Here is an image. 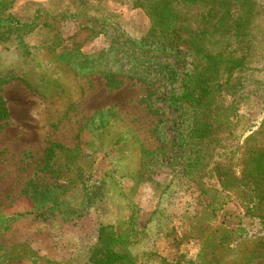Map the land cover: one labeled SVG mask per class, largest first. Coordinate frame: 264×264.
<instances>
[{
    "label": "rangeland",
    "instance_id": "obj_1",
    "mask_svg": "<svg viewBox=\"0 0 264 264\" xmlns=\"http://www.w3.org/2000/svg\"><path fill=\"white\" fill-rule=\"evenodd\" d=\"M9 1L4 15L32 27L0 31V79L11 77L0 83L9 112L0 122V216L11 222L0 234L1 252L26 264H33L30 252L53 264H90L99 227L110 225L128 238L134 264H234L250 255L264 240V220H253L247 233L241 230L246 220L237 225L214 217V210L200 213L206 202L184 173L185 156L172 147L180 120L159 101L153 104L164 116L148 107L170 88H157L153 78L119 75L109 58L111 43L120 37L110 26L100 32L96 18L114 14L117 27L139 39L150 26L144 12L132 8L131 0ZM180 48L148 54L182 77L192 65ZM86 56L94 62L91 72L80 69ZM246 62L263 71L242 73L241 80L264 88V40L250 45ZM102 70H111L118 88L108 87ZM99 111L108 119L103 128ZM260 111L252 101L237 108L226 130L209 143L211 165L241 176L244 141L252 134L264 138ZM158 148L156 160L142 159V149ZM37 185L58 188L54 213L34 211L30 192ZM223 198L229 211L245 210L238 192ZM256 214L264 216V209ZM207 236L215 248L205 244L202 255Z\"/></svg>",
    "mask_w": 264,
    "mask_h": 264
},
{
    "label": "trees",
    "instance_id": "obj_2",
    "mask_svg": "<svg viewBox=\"0 0 264 264\" xmlns=\"http://www.w3.org/2000/svg\"><path fill=\"white\" fill-rule=\"evenodd\" d=\"M11 4L12 1L0 0V31L30 29L32 25L22 24L10 14L4 15ZM194 5H198L197 11H193ZM131 7L143 11L149 21L148 32L139 39L131 38L117 27L118 17L114 14L104 13L96 18L100 32L110 26L120 37L121 41H114L109 47L110 52H114L109 56L113 66L118 68L119 75L126 73L144 81L153 78L155 82L152 85L157 88H170L168 94L161 92V98L150 101L148 107L152 113L164 116L165 113H160L163 109L153 104L159 101L168 107V115L180 120L182 129L174 128L176 139L172 147L177 150L176 155L185 156L184 173L193 180L199 197L206 202L200 213L214 210V217H221L223 222L227 218L236 220L237 225H243L246 220L248 224L241 230L248 233L253 220L257 219L259 223L264 220V216L256 214L264 209V138H255L252 134L244 141L239 178L219 163L210 164L212 149L209 143L226 130L237 108L249 101L260 106L259 127L264 125V88L249 85L248 79L245 85L246 81L241 80L242 73L247 76L249 72L263 71L253 68L246 60L250 45L264 40V4L260 0H131ZM180 46H184V55L190 57L192 65L182 77L171 64L148 54L168 53L169 50L179 53L182 52ZM79 64L81 70H94V62L89 56ZM102 72L108 87L118 88L119 83L111 70ZM10 78H1L0 83ZM156 93L154 88L151 97ZM96 115L99 127L107 126L108 119L103 112L99 111ZM8 119V109L0 97V122ZM56 147L60 151L66 150L60 145ZM161 150L142 149V159L150 164ZM233 192H238L244 199L245 210L242 213L227 208L229 200H225L223 195L229 198ZM59 193L54 186H33L30 196L34 211L54 213ZM10 225L11 222L0 216V234L10 229ZM200 228L202 230L201 223ZM209 243L210 250H214L215 245L209 242L207 236L202 255L205 244ZM259 247L264 249V240L257 243L250 255L234 264H264V251L260 252ZM1 251L0 245V264H26L12 253ZM29 258L33 264H53L48 259L35 257L32 252ZM89 262L134 264L128 253V238L119 235L113 226H100L97 242L89 250Z\"/></svg>",
    "mask_w": 264,
    "mask_h": 264
}]
</instances>
